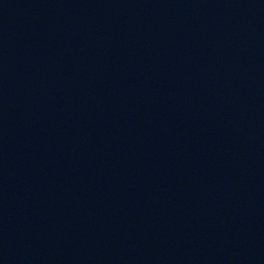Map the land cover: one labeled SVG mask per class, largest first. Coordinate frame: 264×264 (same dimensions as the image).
Masks as SVG:
<instances>
[{"label":"water","instance_id":"obj_1","mask_svg":"<svg viewBox=\"0 0 264 264\" xmlns=\"http://www.w3.org/2000/svg\"><path fill=\"white\" fill-rule=\"evenodd\" d=\"M100 0H0V63Z\"/></svg>","mask_w":264,"mask_h":264}]
</instances>
